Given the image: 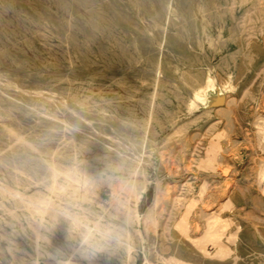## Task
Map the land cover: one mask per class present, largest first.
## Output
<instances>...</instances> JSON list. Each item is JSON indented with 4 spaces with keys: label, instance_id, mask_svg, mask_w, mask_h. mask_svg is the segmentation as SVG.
I'll list each match as a JSON object with an SVG mask.
<instances>
[{
    "label": "rangeland",
    "instance_id": "obj_1",
    "mask_svg": "<svg viewBox=\"0 0 264 264\" xmlns=\"http://www.w3.org/2000/svg\"><path fill=\"white\" fill-rule=\"evenodd\" d=\"M175 259L264 264V0H0V264Z\"/></svg>",
    "mask_w": 264,
    "mask_h": 264
},
{
    "label": "bare ground",
    "instance_id": "obj_2",
    "mask_svg": "<svg viewBox=\"0 0 264 264\" xmlns=\"http://www.w3.org/2000/svg\"><path fill=\"white\" fill-rule=\"evenodd\" d=\"M232 122V121H231ZM218 135V134H217ZM220 144L218 145V143H213L211 144V148L209 150V155H208V162L211 166H214L215 163H217L216 161L218 160V155H220ZM220 158H221V155H220ZM220 162H221V159H220ZM208 164V163H207ZM222 164V163H221ZM208 165V166H210ZM210 166V167H211ZM215 167V166H214ZM212 168V167H211ZM217 169V168H216ZM74 175V174H72ZM74 177V176H73ZM75 178V177H74ZM72 178V179H74ZM77 179H80L78 177H76ZM75 180V179H74ZM203 188V187H202ZM202 190V189H201ZM228 200V199H227ZM230 200V199H229ZM226 203V201H224ZM193 204V203H192ZM232 202L229 201L227 206L231 205ZM233 205V204H232ZM226 206V207H227ZM224 207V206H223ZM48 209V208H46ZM45 207H43L41 204L38 206V210H46ZM188 210V209H187ZM190 208L189 210L187 211L188 213L185 215H183V218L181 219V221L179 222L178 224V228L181 230V233L185 234V236H187V238H190L191 241H193L195 243V245L200 249L201 252H203L204 254L206 255H209L211 254L212 252V248L214 246L217 245V254H225L227 252L230 251L229 247L226 246L225 244H223L220 240H221V237L223 236V233H224V228L223 226L224 225H221V227L218 225V222L221 221L219 220V217L218 216H214L215 218L213 220H208V228L205 232V234L201 237H193L189 234V228H190V223H189V218H188V214L190 212ZM203 214V216H208V213L206 212H200ZM129 215V214H128ZM202 216V215H201ZM202 216V217H203ZM210 217V216H209ZM213 218V217H212ZM228 220V219H227ZM229 222V221H228ZM220 224V223H219ZM223 228V229H221ZM236 235V234H235ZM231 236V235H230ZM230 253V252H229ZM212 256V254H211ZM174 264H191V263H187V262H183V261H179L177 259L174 260Z\"/></svg>",
    "mask_w": 264,
    "mask_h": 264
},
{
    "label": "clouds",
    "instance_id": "obj_3",
    "mask_svg": "<svg viewBox=\"0 0 264 264\" xmlns=\"http://www.w3.org/2000/svg\"><path fill=\"white\" fill-rule=\"evenodd\" d=\"M104 238H105V240H109V239H113L114 237H112L111 233H108V234H106V236ZM116 239H118V238H116ZM104 250H105L104 246H99V247L95 248L93 254H95L96 252H103Z\"/></svg>",
    "mask_w": 264,
    "mask_h": 264
}]
</instances>
